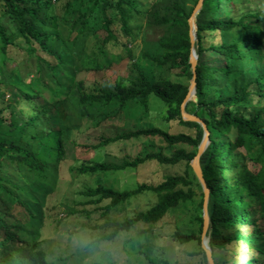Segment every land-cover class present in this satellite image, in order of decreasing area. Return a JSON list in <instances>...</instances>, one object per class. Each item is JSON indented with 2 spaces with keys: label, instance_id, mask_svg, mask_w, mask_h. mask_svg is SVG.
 <instances>
[{
  "label": "trees",
  "instance_id": "1",
  "mask_svg": "<svg viewBox=\"0 0 264 264\" xmlns=\"http://www.w3.org/2000/svg\"><path fill=\"white\" fill-rule=\"evenodd\" d=\"M168 1L163 8L160 0H0V264H50L41 246L42 228L71 145L94 150L142 136L180 145L169 156L150 151L120 163L87 159L76 169L88 174L149 159L169 165L185 161L182 175H168L149 187L158 197L150 209L123 221L107 218L104 226L115 228L106 237L138 221L155 222L193 199L192 184L200 188L195 220L201 233L203 192L190 161L203 130L180 113L193 75L192 47L198 54L196 93L185 109L209 130L200 167L209 190L211 256L214 264H264V11L258 0H203L192 44L188 18L198 0ZM149 36L156 39L155 52L141 56L170 68L174 77L155 78L138 63L141 56L131 47ZM207 51L220 63H205ZM126 66L133 77L102 81L92 89L79 78L81 72ZM151 95L166 107V122H177L193 134L139 125L100 136L93 144L73 138L75 117L89 116L93 128L120 117L141 124ZM141 191L98 185L81 194L96 208L104 202L102 214L107 215ZM174 235L181 242L200 243L194 233ZM198 254L207 264L201 246Z\"/></svg>",
  "mask_w": 264,
  "mask_h": 264
},
{
  "label": "rangeland",
  "instance_id": "2",
  "mask_svg": "<svg viewBox=\"0 0 264 264\" xmlns=\"http://www.w3.org/2000/svg\"><path fill=\"white\" fill-rule=\"evenodd\" d=\"M160 1L163 8H166L164 5H169L168 0ZM258 1L264 11V0ZM195 28L197 29V25ZM155 40L152 36L146 39L139 37L131 47L133 54L137 57L143 53L153 54L156 47L153 43ZM202 60L210 65L220 63L219 57L209 51L205 52ZM138 63L155 78L174 77L170 68L152 64L149 59L146 60L142 56ZM129 68L126 66L101 72H81L79 78L84 81L88 89H92L102 81L112 82L119 77H133L135 73ZM127 85L131 86L130 82H127ZM165 108L163 102L151 95L148 114L142 119L141 124L133 119L120 117L93 128L89 116L81 119L75 117V120L72 118V123L78 128L73 129V138L79 143L93 144L100 139V136L105 137L136 129L139 125L157 126L173 134L179 132L193 134L192 129L186 126L177 122H166L163 117ZM66 112L70 114L69 110ZM178 147L180 145L169 146L161 138L151 136H142L127 143L115 142L94 150L88 146L71 145L67 152L69 160L61 167V176L56 189L49 196L47 215L42 228L41 246L48 262L50 264H203L202 257L198 254L201 241L199 243L192 239L181 242L174 235L194 233L201 237L195 220L198 196H200L198 185L192 184L195 192L193 199L181 202L155 222L138 221L128 230L117 232L112 238L106 235L112 233L115 226H104L108 221L107 218L113 222L123 221L154 206L158 197L151 188L164 181L168 175H182L186 169L185 161L169 165L156 159H149L138 162L134 167L88 174H79L76 169L81 161L87 159L120 163L123 158L133 159L136 155L143 156L150 151H161L169 156ZM98 185L118 191H131L142 187V191L130 197L122 207L117 205L118 208L106 211L107 215H104L102 214L104 202L99 203L96 208L95 205L86 202L87 196L81 194L85 189ZM70 209L75 211L68 214ZM206 239L205 243L208 245V235ZM67 255H70L68 259H57Z\"/></svg>",
  "mask_w": 264,
  "mask_h": 264
},
{
  "label": "water",
  "instance_id": "3",
  "mask_svg": "<svg viewBox=\"0 0 264 264\" xmlns=\"http://www.w3.org/2000/svg\"><path fill=\"white\" fill-rule=\"evenodd\" d=\"M202 2H203V0H198L197 4L195 5V7L191 13V16L188 18L189 33H190V39H191L192 44L194 43V41L196 39L195 18H196V15L198 14V12L200 11V9L202 7ZM189 62L191 65V71H192L193 75H192V79H191L189 87H188V92H187L186 96L184 97V99L180 105V113H181L183 120L196 122L201 126V128L203 130L202 139H201L200 143L198 144L195 156L190 161V166H191L192 171L194 172L195 176L197 177V180L200 183V186H201V189L203 192V204H202L203 226H202L201 237H200L201 247L205 251V254L207 257V264H214L212 256H211L210 246H209V244L206 245V243H205L207 241L206 236H207V230H208V224H209L208 209H207L208 199H209V190L206 186L205 180H204L203 175H202V170L200 167V156L202 155V153L204 152V150L206 149V147L209 143V130L207 129L206 124L203 122V120L200 117H198L192 113L187 112L185 109V105L188 102V100L191 99L192 97H194L195 93H196L195 67H196V63H197V54H196V50L194 49V47L191 48Z\"/></svg>",
  "mask_w": 264,
  "mask_h": 264
}]
</instances>
